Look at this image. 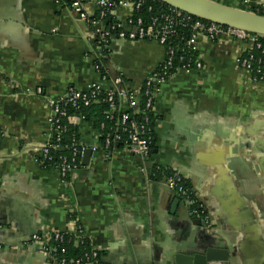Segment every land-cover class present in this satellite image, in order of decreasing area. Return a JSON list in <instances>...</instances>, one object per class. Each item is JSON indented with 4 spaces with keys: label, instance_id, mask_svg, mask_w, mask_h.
I'll list each match as a JSON object with an SVG mask.
<instances>
[{
    "label": "crops",
    "instance_id": "0c3cea01",
    "mask_svg": "<svg viewBox=\"0 0 264 264\" xmlns=\"http://www.w3.org/2000/svg\"><path fill=\"white\" fill-rule=\"evenodd\" d=\"M210 1L264 12V0ZM76 3L90 20L99 12L98 0H0V264H53L28 245L32 237L79 228L105 264H176L209 250L217 254L207 264H264V82L240 64L253 43L199 38L202 69H179L159 84L147 162L106 150L91 120L76 123L80 145L97 149L89 166L82 158L69 183L41 166L54 135L50 102L102 81L101 47ZM132 15L117 2L113 26L132 30ZM109 48L104 68L136 93L166 59L149 40L113 35ZM158 166L186 174L209 227L196 224L186 198L151 181Z\"/></svg>",
    "mask_w": 264,
    "mask_h": 264
},
{
    "label": "built area",
    "instance_id": "2783aa9c",
    "mask_svg": "<svg viewBox=\"0 0 264 264\" xmlns=\"http://www.w3.org/2000/svg\"><path fill=\"white\" fill-rule=\"evenodd\" d=\"M145 0H98L99 11L101 12V18H105L107 14H111L112 10L116 7L117 2L119 5L125 7H131L133 9V15L129 20V25L132 30L126 32L123 25L117 24L112 27L110 33L101 29V26L104 24L102 21L90 20L84 14L81 4H75L76 11L79 13L80 17L89 22L91 28L93 29V36L99 37L100 39L105 40V38L111 35L112 32H115L114 36L118 37L121 40H149L159 43L166 50V59L161 67L166 71H169L174 67V56L175 51L172 47H167L168 38L176 34V28L179 26H187L191 24V38L188 42L189 49L192 51H197L198 40L201 36L209 43H215L219 41L224 36H230L234 40L240 42H250L253 43L255 49H261L262 44L258 35L249 34L239 29L227 28L215 23H205L201 20H197L187 14H184L172 7H169V12L162 17L163 22L161 23L159 19H150V22L147 23L143 18L136 17V13L142 8ZM103 27V26H102ZM99 46V45H98ZM97 51L100 48L96 47ZM264 54V51H263ZM183 57L181 61H183ZM253 57L243 58L240 62L243 70L252 75L255 81L257 77L255 74H261V78H264V56L259 60L260 68L255 70L252 65ZM203 64L200 58L195 62V67L190 64L185 65L181 70L191 72L193 70L202 69ZM96 71L101 75L100 69L98 66H95ZM158 73V72H157ZM150 77L144 83V88L141 93H136L123 85L122 77H116L114 80H108L106 76H102V81L94 84L87 92L79 93L75 91H70L69 94L61 99L52 100L50 102L51 109V120L53 126V141L52 143L45 147L41 153V166L46 168L47 162L51 161L50 149L54 147V143L59 142V134L65 130V127L61 124V118L66 116V111L62 108V103L68 100V104L77 105V100L83 99L86 105L89 104L90 97H95L99 93L103 92L107 94V102L109 103V112L108 116L113 117L116 113L121 114V120L119 125L121 126L122 132L128 135L126 140L123 139V136L120 134L115 135L114 139L111 140L112 136L108 135L105 141H102V146L106 150H111L112 143L122 142L124 150L128 151L133 156H136L147 162L151 157L154 149V137L152 135V129L150 128V122L154 117V108L156 100L159 94V84L165 80L158 79V74ZM168 80V79H166ZM111 82L112 87L106 89L104 83ZM259 82V81H257ZM121 87V88H120ZM38 93H42L41 90H38ZM145 97V100H143ZM143 100V101H142ZM132 115H141L143 117L142 123H135L128 128V120ZM82 116H69V122L77 126L76 123L79 121H84ZM57 135V136H56ZM103 138V135H102ZM58 150H62L60 147H55ZM96 149V148H95ZM95 149H92L94 153ZM97 150V149H96ZM87 149L81 146H76L74 149V154L71 159L61 157V164L58 167H52L58 172L62 180H66L68 176H71L78 168L81 166V160L85 156ZM158 171H161L163 175H166L164 182L160 184H165L169 190L175 192L178 196L186 198L192 205V215L205 227L210 226V215L204 206L194 198V190L186 186V178L176 171H172L171 174H166L165 171L169 170L164 167H157ZM153 169L149 172L150 176ZM196 195V193H195ZM69 234L64 233H54L50 236L49 240L44 239L43 237L36 235L33 236L30 240L31 247L38 246L39 251L50 258L53 264H69L67 258L57 256L56 253L58 249L49 246V243L54 239L57 243H63L66 240V236ZM76 244L82 245L86 241V236L82 228H79L77 233L74 235ZM72 242V240H70ZM61 253H65V250H62ZM73 264H105L102 261L101 253L90 246L89 250L83 255L82 258H79L76 261H72Z\"/></svg>",
    "mask_w": 264,
    "mask_h": 264
},
{
    "label": "trees",
    "instance_id": "16d2710c",
    "mask_svg": "<svg viewBox=\"0 0 264 264\" xmlns=\"http://www.w3.org/2000/svg\"><path fill=\"white\" fill-rule=\"evenodd\" d=\"M169 12V6L163 4L162 2L158 0H145L143 3L142 8L136 13V17L143 18L147 23L150 22V19H159V21L162 23V17L166 15ZM258 14L264 16V12H258ZM92 20L95 21H102L105 24V27L110 28L113 27L114 24V18L111 16V14H107L105 18H101V12L99 11L96 17H94ZM199 20V19H197ZM203 21V20H201ZM205 23H208L207 21H203ZM115 32H112L111 35H114ZM192 30H191V24L187 26H179L176 28V34L173 36H170L168 38V44L167 47H172L175 51L174 56V67L170 69L169 71H166L163 67H160L158 70V79L166 80L169 79L174 73H176L179 69H182L185 65L190 64L193 67H195V62L199 59V53L197 51H192L189 49L188 42L191 38ZM112 36H109L105 38V40L100 39L99 37L96 38V44L99 45L100 48V54L101 59H97L94 61V65L98 66L100 69V73L102 76H106L108 80H114L113 76L116 75L118 77V74H110L109 70L104 68L103 62L108 61L110 58V44H111ZM260 42L262 44L261 49H255L254 52L247 54L244 58H250L253 57L252 65L255 68V70H258L260 68L259 60L263 58L264 54V38L260 39ZM183 57V61H181V58ZM257 81L264 82V78H261V74H255ZM125 81V80H124ZM107 100V94L101 92L95 97H90L89 104L86 105L85 101L83 99L77 100V105L74 106L73 104H68V100L66 102L62 103V108L66 111V116L61 118V124L63 127H65V130L59 134L60 141L54 143V147L50 149V156L51 161L47 162L46 169H50L52 167H58L61 164V157L71 159L74 154V149L76 146L80 145V135L78 131V127L72 125L69 122V116H82L84 117V121H91L93 120L95 122L96 127L100 131V134L103 135L102 141L104 142L106 137L108 135H111V140L114 139L115 135L120 134L123 136V139L126 140L128 138V135L122 132L121 126L119 125V121L121 120V114L116 113L113 117L108 116L109 112V103ZM143 100H145V97H143ZM142 100V101H143ZM156 118L153 117L150 122V128L152 129V135L154 137V148L156 144ZM143 117L141 115H132L128 120V128H131L133 124L142 123ZM57 136V135H56ZM123 143H112L113 149H121L123 148ZM60 147L62 150H58L55 147ZM154 150V149H153ZM153 154V153H152ZM172 170L165 171L166 174H171ZM71 176H68L66 178V183L70 182ZM166 178V175H163L161 171H158L157 167L153 168L152 174H151V181L155 183H162L164 182V179ZM186 186L193 189L192 186L187 182ZM69 191H71L70 187ZM194 198H196L194 193ZM197 201L198 198H196ZM66 240L63 243H57L54 239L49 243L50 247H53L55 249H58V252L56 253L57 256L67 258L69 261V264H73L72 261H76L79 258H82L83 255L89 250L90 243L89 241H86L82 245L76 244L75 236L73 235H67ZM72 240V242H70ZM62 250H65V253H61Z\"/></svg>",
    "mask_w": 264,
    "mask_h": 264
},
{
    "label": "water",
    "instance_id": "95a60500",
    "mask_svg": "<svg viewBox=\"0 0 264 264\" xmlns=\"http://www.w3.org/2000/svg\"><path fill=\"white\" fill-rule=\"evenodd\" d=\"M163 4L172 7L193 18L215 23L227 28L239 29L249 34L258 35L264 38V16L258 13L247 12L232 7L224 6L210 0H158ZM101 53V52H100ZM115 79L116 75L113 76ZM121 88V87H120ZM92 150H87L83 157L82 165L89 166L92 160ZM184 177L186 174L181 173ZM165 189L168 187L162 184ZM194 220L195 217H192ZM211 219V218H210ZM200 227L204 225L199 220H195ZM195 224V223H194ZM216 250H209L205 255H197L192 259L184 261L182 256H176V264H207L212 261Z\"/></svg>",
    "mask_w": 264,
    "mask_h": 264
},
{
    "label": "flooded vegetation",
    "instance_id": "af4514ba",
    "mask_svg": "<svg viewBox=\"0 0 264 264\" xmlns=\"http://www.w3.org/2000/svg\"><path fill=\"white\" fill-rule=\"evenodd\" d=\"M204 225V224H203Z\"/></svg>",
    "mask_w": 264,
    "mask_h": 264
}]
</instances>
